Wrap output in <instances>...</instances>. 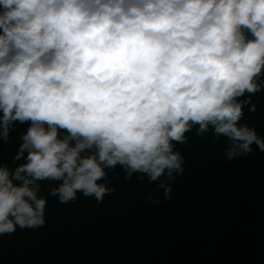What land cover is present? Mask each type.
Wrapping results in <instances>:
<instances>
[{"label": "clouds", "instance_id": "1", "mask_svg": "<svg viewBox=\"0 0 264 264\" xmlns=\"http://www.w3.org/2000/svg\"><path fill=\"white\" fill-rule=\"evenodd\" d=\"M259 92L264 0H0V143L28 125L0 161V239L46 225L44 191L103 203L117 167L171 202L193 129L229 161L264 152L241 122Z\"/></svg>", "mask_w": 264, "mask_h": 264}, {"label": "trees", "instance_id": "2", "mask_svg": "<svg viewBox=\"0 0 264 264\" xmlns=\"http://www.w3.org/2000/svg\"><path fill=\"white\" fill-rule=\"evenodd\" d=\"M252 102L256 112L245 107L241 122L264 138V92ZM27 126L18 124L10 141L0 143V161L15 167ZM195 132L177 144L185 172L171 202L158 182L128 180L120 167L109 172L116 191L103 203L80 194L61 204L44 191L46 225L0 239V264H264V152L253 145L251 154L229 161L226 138Z\"/></svg>", "mask_w": 264, "mask_h": 264}]
</instances>
